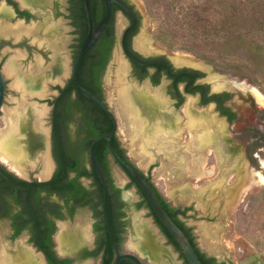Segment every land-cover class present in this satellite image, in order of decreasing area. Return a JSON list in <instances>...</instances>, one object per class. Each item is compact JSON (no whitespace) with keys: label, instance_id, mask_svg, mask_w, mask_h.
I'll return each instance as SVG.
<instances>
[{"label":"flooded vegetation","instance_id":"obj_1","mask_svg":"<svg viewBox=\"0 0 264 264\" xmlns=\"http://www.w3.org/2000/svg\"><path fill=\"white\" fill-rule=\"evenodd\" d=\"M60 1L0 0V69L5 76L6 86L10 83L11 76L16 75L13 84L46 83L57 88V93L49 100V136L43 130V125L39 126L41 134L44 131L47 138L44 149L49 157L50 167H43V142L38 140L37 133L32 128L25 126L20 127L21 133L25 135L17 138L27 143V156L19 161L13 152L3 149L8 160L4 161L0 157V243L7 241L8 245H13L6 250L8 252L17 251L18 248L30 249L45 264L50 263L43 246H48L58 260H68V264H102L108 246L101 239L104 231L98 228L102 219L99 215L104 210L103 189L101 198L97 183V177H100L98 173L96 176L90 148L89 152L83 148L91 140L92 143L99 138L94 137L95 128L99 131L104 129V134H107L113 129L114 121L72 83L75 61L84 41L81 34L80 5L79 0H65L66 9L62 11L59 8ZM100 1L102 8L104 1ZM118 1L130 12L115 3L112 5L114 13L101 34L106 37V53H98L92 46L78 73L79 82L93 93L91 87L95 89L101 97L94 94L117 120V129L111 143L116 151V145L124 151L123 156L118 154L131 165L137 166L129 155L128 148L131 143L134 145V140H139L147 151L145 158H156L158 161L167 159L162 153H156L155 148L179 144L181 135L188 130H183L187 122L183 111L185 102L192 97H196V100H192L193 107L197 101V108L194 109L207 112L204 108L212 105L215 118L224 121L225 126L227 124L231 127L238 121L239 113L232 105V89L236 87L230 81L216 82L215 86L214 82L208 81L205 66L184 62L176 55L171 56L166 49L151 45L140 33L142 16L139 10L130 0ZM117 12H121L119 22ZM68 32L71 34L70 39L66 37ZM143 38L146 44H143ZM116 58L122 60V68H119ZM113 68L115 75H112ZM114 78L120 97L114 98L113 91L109 100L107 88ZM117 103L123 109L125 125L129 130L125 141L120 137L122 120L114 109ZM224 108L229 109L233 118L223 112ZM193 122L202 131L204 143L201 146L207 147L206 141L208 135H212L209 131L213 127L205 122ZM225 139V133L219 135V141ZM103 141L101 148L111 152L109 142ZM214 142H218L217 138ZM256 154L258 152L254 147H247L245 160L253 164L252 157ZM236 157L237 154L232 150L227 156L229 160H236ZM107 160L110 166L109 178L121 190L117 192L119 199L114 201V207L120 210V221L116 226L123 239L119 249L126 252L123 242L128 233L133 231L130 213L132 206L129 200L123 198L125 188L118 185L113 175V166H119V163L112 153H108ZM11 162L17 167H13ZM80 171L85 174L80 175ZM104 174L107 181L106 173ZM129 178L132 182L131 177ZM136 188L140 198L134 202L135 208L142 199L139 188ZM185 216L180 215L183 220ZM153 218L167 242L177 251L154 216ZM60 239L63 252L57 248ZM200 249L208 257L214 258L215 263L212 264H236L229 257H218ZM97 251L100 252L95 255ZM178 253L183 264H187L179 251ZM5 255L7 256L6 253ZM142 260L144 264H148L143 258ZM125 264L134 263L127 260ZM248 264L258 262L251 261Z\"/></svg>","mask_w":264,"mask_h":264},{"label":"rangeland","instance_id":"obj_2","mask_svg":"<svg viewBox=\"0 0 264 264\" xmlns=\"http://www.w3.org/2000/svg\"><path fill=\"white\" fill-rule=\"evenodd\" d=\"M130 1L141 13L140 33L151 45L166 49L171 56L176 55L184 62L205 66L208 70L206 77L214 85L216 82L230 81L237 88L232 89V105L238 111L239 119L231 127L227 124L225 126L224 121L215 118L212 105L204 108L207 112L194 109L197 108V101L193 107L192 100H196V97H192L188 100L191 102L188 116L184 113L187 122L183 130H188L181 135L179 144L166 145L159 148L160 150L155 148L156 153H162L167 159L158 161L156 158H145L147 151L139 140H134V145L130 144L129 155L137 163V167L150 175L152 182L169 202L176 207L188 208L184 220L192 227L195 241L200 248L218 257H229L236 264L259 260L264 262V62L263 71L259 73L248 62L246 49L240 48L226 54L218 44V38H205L202 26L212 31L220 27V20L224 16L220 0ZM249 1L258 3L256 10L259 12L255 13V9L247 8ZM246 2V5L241 6L246 11L238 14L239 18L242 21L243 18H251L249 23L258 29V18L264 20V0ZM59 5L62 11L66 9L65 0H61ZM253 14L257 19H254ZM120 15L121 12H117L118 22L121 20ZM207 18L210 20L205 21ZM66 37L71 38L70 32ZM254 37L264 42V31H254ZM142 42L146 44L144 38ZM116 60L119 68H122V60ZM4 72L7 74L6 70ZM115 72L113 68L112 75ZM15 77L17 76H11L7 86L0 115V141L7 144L12 141L15 133L16 137L25 135L20 128L25 124H30L37 134L46 138L44 131L49 136L50 128L49 100L54 97L57 88L46 83L13 84ZM116 89L114 78L107 88L109 100L113 91L114 98L120 97ZM252 89L260 93L263 101L256 98ZM114 109L122 120L120 137L125 141L129 130L127 131L125 125L123 109L119 103ZM196 120L213 127L209 132L213 135L217 131L214 140L217 138L218 142L212 140V145L202 147L203 134L194 125L193 121ZM39 123L43 125V134ZM223 133L227 139L219 141V135ZM249 146L255 147L258 152L254 156L256 161L253 164L245 160ZM226 149L230 151L227 152ZM231 150L237 154L236 160L227 158ZM243 164L247 169L240 170L239 167ZM113 175L129 191L128 200L132 206L130 213L133 231L128 233L123 242L125 251L137 253L148 264H183L178 251L167 242L155 224L150 210L146 207H134V202L140 197L129 176L118 165L113 166ZM250 176L253 178L251 187L243 192V184L249 181ZM137 236L142 240L137 239ZM59 243L58 241L57 248L63 252ZM12 247L7 241L0 243V264H7L3 259L8 252L6 250Z\"/></svg>","mask_w":264,"mask_h":264},{"label":"trees","instance_id":"obj_3","mask_svg":"<svg viewBox=\"0 0 264 264\" xmlns=\"http://www.w3.org/2000/svg\"><path fill=\"white\" fill-rule=\"evenodd\" d=\"M232 2L230 3L228 0H220L219 4L221 5L222 11H223V17L221 18V24L219 28H216L214 31L210 30L208 27L202 26L203 29L202 32L205 35V38H215L219 40L218 44L223 48L224 52L227 54L229 52H232L233 50H238L240 48H244L247 50L248 54V62L252 65H250L254 70H256L259 73H262L263 71V62H264V42H260L256 37H254V31H264V20L262 18H258V29H256L254 24L249 23L251 18H243V21L239 18L240 13H243L246 11V9H242V5H246L248 2L246 0H231ZM100 0H91V6H92V12H93V18H94V24L96 25L103 17L105 13V7L102 5V8L100 7ZM244 2V3H242ZM246 3V4H245ZM79 5H80V11H79V16H80V24H81V34L83 35V39H85L87 31H88V24H87V17H86V11L84 7V0H79ZM259 5L258 3L254 1H249V4L247 5V8H252L255 9L258 8ZM259 12L258 9L255 11ZM114 13V8H112V14ZM210 14H212L209 11ZM197 15V14H196ZM255 17L254 19H257V16L253 14ZM198 20L201 21L200 18ZM210 19L207 18L205 21H209ZM201 26V24H200ZM106 37L104 34L101 36L100 39L97 40V42L93 45L92 48H95L96 52H100L101 54L106 53ZM249 65V64H248ZM91 90L94 91V93L98 96L100 94L91 87ZM194 92V89L192 90ZM64 94H67V91L64 92ZM101 97V96H100ZM88 100V99H87ZM208 100H211L210 98ZM89 101V100H88ZM224 113L229 114L230 118H233V114L229 111V109L224 108ZM106 131L103 129L102 131H99V129L95 128L94 129V137H100L103 135ZM92 141V140H91ZM91 141L83 148L86 152H89L90 144ZM104 142L101 141L99 142L94 150L95 154L101 164V167L106 173L107 176V183H108V205H109V212H110V221H111V226L112 230L116 239V242L120 248V244L122 242V237H121V231L117 228V222L120 221L119 219V208L116 209L114 207V201L116 199H119V194L117 192H120L121 190L115 186V184L112 182V180L109 178V171H110V166L108 164L107 160V155L108 153L110 154V150H104L101 148L100 144ZM117 152L120 155L123 154V150L119 149L116 145ZM255 150V147H254ZM253 163L256 161L255 157L253 156ZM139 170V172L151 183L153 186L156 195L162 204L163 208L166 210V212L172 217V219L177 223V225L185 232V234L188 236L189 240L191 241L192 245L194 246V249L196 253L198 254L199 258L202 260L204 264H212L214 261V258L208 257L205 252H203L197 242L194 239V236L192 234V228L187 226L185 221L181 219L180 215L185 216L188 208L181 209L172 206L171 202H169L163 195L162 193L158 190L156 185L152 182L150 175H146L140 168L137 166H134ZM80 175H84L85 173L83 171L79 172ZM96 176L97 172H96ZM132 179V184H135L139 188V193L141 195V201L138 204V207H146L150 210V213L152 216L155 217L156 221L160 224L162 227V230L164 233L167 235L169 238V242L174 244L177 251L180 252L181 257L185 259V262L188 264L186 258L184 257V254L182 250L180 249L178 243L175 241L174 237L172 234L169 232V230L164 226V224L160 221L158 216L155 214L153 211L149 200L145 194V192L142 190V188L137 184V182ZM97 183L99 185V191H100V196L102 198V183L100 179L97 177ZM99 215V214H98ZM102 217L98 228L104 231L101 235V239H103V243L107 244L106 252L104 254V260L102 264H109L111 258H112V247H111V242H110V236L107 230L106 226V221H105V212L102 209L101 214L99 215ZM43 249L46 252L48 261L50 264H68V260H58L55 256L54 253L48 248V246H43ZM100 251H97L95 255H98ZM215 263V262H213ZM125 264V262L123 263Z\"/></svg>","mask_w":264,"mask_h":264},{"label":"water","instance_id":"obj_4","mask_svg":"<svg viewBox=\"0 0 264 264\" xmlns=\"http://www.w3.org/2000/svg\"><path fill=\"white\" fill-rule=\"evenodd\" d=\"M103 1L105 5V13L102 19L95 25L94 18H93V12H92V6H91V0H84V7L86 11L87 20H88V31H87V35L84 41L81 44L78 56L75 61L73 74H72V83L75 84L76 88L79 90L81 94H83L90 100L94 101L99 106V108L102 111H104L106 114H108L114 121L113 129L109 133L104 134L100 136L99 138H97L96 140H94L90 145V157H91L92 163L103 185V202H104V211H105V221H106L107 229L110 235L112 252H113L112 258L109 264H123L127 260L132 261L134 264H144V262L142 260V257L138 255L137 253L121 252L115 240V236H114L112 226H111V221H110L107 181H106L103 169L99 163V160L97 159V156L94 150L95 146L103 140H106L109 142L112 156L113 158L117 160V162L119 163V167L122 169V171L127 176L133 178L137 182V184L142 188V190L145 192L153 211L158 216L160 221L164 224V226L172 234L175 241L178 243L188 264H204L202 260L199 258L198 254L196 253L194 246L192 245L188 236L185 234V232L177 225V223L172 219V217L163 208L151 183L139 172L137 168H135L129 162L124 160L115 150L114 146L111 143V140L117 129V120L115 116L113 115V113L105 106L104 102L101 99H99L92 91L84 87L79 82L78 73H79L81 64L87 52L96 43V41L101 36L104 29L106 28L111 18V15H112V5L115 3L119 5L121 8H123L125 11L130 12L129 9L124 4L119 2L118 0H103ZM6 92H7V86L5 84V76L3 74V71L0 69V115L2 112L3 104L6 99ZM39 124L42 125L41 123ZM117 183L120 187L123 188V184L121 182H117ZM128 196H129V191L125 189L123 192V198L125 200H128ZM136 238L141 239L140 236L139 237L137 236ZM258 264H264V262L259 260Z\"/></svg>","mask_w":264,"mask_h":264},{"label":"bare ground","instance_id":"obj_5","mask_svg":"<svg viewBox=\"0 0 264 264\" xmlns=\"http://www.w3.org/2000/svg\"><path fill=\"white\" fill-rule=\"evenodd\" d=\"M22 2V1H21ZM24 5V4H23ZM30 7V6H29ZM249 91V90H248ZM252 92L254 93V95L256 96V98L258 100H262V96L260 95L259 92H257L256 90L252 89ZM145 95V94H144ZM143 95V96H144ZM185 106H184V113H186V115L188 116V110L191 108V102L187 101L185 102ZM213 123V122H212ZM214 124V123H213ZM216 125V124H215ZM222 125V124H221ZM214 126V125H213ZM25 127H29L32 128V126L30 124H25ZM216 127V126H215ZM33 129V128H32ZM216 129L218 130V128L216 127ZM34 131V130H33ZM35 132V131H34ZM217 133V131H215ZM36 133V132H35ZM213 134L212 138L210 139L211 136L208 135L207 139H210L209 144L212 142V140H214V137L217 136V134ZM16 134V133H15ZM15 134L13 135L12 141L8 142L7 144H4L3 141H0V157L2 160L7 161L8 157L6 156V154L4 153L3 149H8L9 151L13 152L12 154L15 155L16 159L23 160L26 156H27V152H28V145L27 143L22 140L19 139L15 136ZM35 137V136H34ZM38 140L43 142V164L45 168H49L50 167V160L49 157L47 155L45 146L47 145L46 142V138L37 134ZM202 143H204V139L201 140ZM26 143V144H25ZM208 144V143H207ZM35 150V149H34ZM39 150V149H38ZM10 152V154H11ZM30 153V152H29ZM34 153V152H33ZM11 154V156H12ZM13 157V156H12ZM35 157H37L35 155ZM17 162V161H16ZM24 162V161H23ZM21 162V163H23ZM25 163V162H24ZM11 165L13 167H17L14 162H11ZM240 170H244L247 169L244 164L242 166L239 167ZM251 172V171H250ZM23 173V172H22ZM253 178L250 176V179L248 182H246L245 184H243L242 187V191L244 192L245 190H247L249 187H251V180ZM256 180V178H255ZM257 181V180H256ZM258 182V181H257ZM241 192V191H240ZM241 194V193H240ZM239 194V195H240ZM65 234V233H64ZM60 243L62 242V239H60ZM59 243V244H60ZM81 243V242H80ZM7 256L3 259V261H5V263L7 264H45L44 260L42 261V259L40 257H37L36 255L33 254V252L30 249H26V248H18L17 251L14 252H6Z\"/></svg>","mask_w":264,"mask_h":264}]
</instances>
